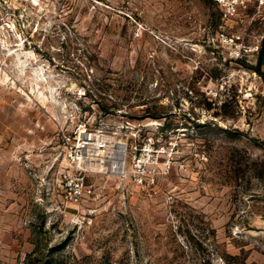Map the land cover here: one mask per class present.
Here are the masks:
<instances>
[{
  "label": "rangeland",
  "instance_id": "374dc122",
  "mask_svg": "<svg viewBox=\"0 0 264 264\" xmlns=\"http://www.w3.org/2000/svg\"><path fill=\"white\" fill-rule=\"evenodd\" d=\"M233 2H0V264H264V0ZM82 125L156 183L71 202Z\"/></svg>",
  "mask_w": 264,
  "mask_h": 264
},
{
  "label": "built area",
  "instance_id": "2783aa9c",
  "mask_svg": "<svg viewBox=\"0 0 264 264\" xmlns=\"http://www.w3.org/2000/svg\"><path fill=\"white\" fill-rule=\"evenodd\" d=\"M51 0H0L10 9L19 10L34 9L35 6L46 4ZM226 5L229 13L236 10L233 0H219ZM262 3V0H261ZM62 143L65 151V159L69 170L61 177V185L65 196L73 203H80L86 197H91L93 185L86 182L91 170L103 167L106 173H121L126 177H133L138 185L146 186L156 183L157 174L147 162L151 161L148 148H135L132 155V169L127 171V154H125L122 168L115 163L113 146L109 144L101 130L89 131L87 125H82L76 135H64ZM106 151L108 155L104 159H98V154ZM116 153V152H115Z\"/></svg>",
  "mask_w": 264,
  "mask_h": 264
},
{
  "label": "bare ground",
  "instance_id": "6f19581e",
  "mask_svg": "<svg viewBox=\"0 0 264 264\" xmlns=\"http://www.w3.org/2000/svg\"><path fill=\"white\" fill-rule=\"evenodd\" d=\"M124 158H125V147L123 144H118L115 153V163L119 169L123 167Z\"/></svg>",
  "mask_w": 264,
  "mask_h": 264
},
{
  "label": "trees",
  "instance_id": "16d2710c",
  "mask_svg": "<svg viewBox=\"0 0 264 264\" xmlns=\"http://www.w3.org/2000/svg\"><path fill=\"white\" fill-rule=\"evenodd\" d=\"M264 63V42H263V47H262V53H261V56H260V61H259V65L256 67V70L261 72L260 68H261V65Z\"/></svg>",
  "mask_w": 264,
  "mask_h": 264
}]
</instances>
